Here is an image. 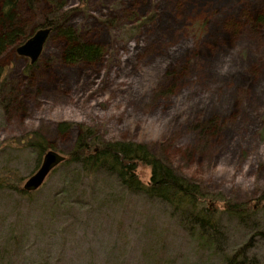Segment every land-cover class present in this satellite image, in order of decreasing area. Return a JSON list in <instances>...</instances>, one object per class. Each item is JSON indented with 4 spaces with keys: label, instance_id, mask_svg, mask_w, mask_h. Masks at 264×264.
Segmentation results:
<instances>
[{
    "label": "rangeland",
    "instance_id": "rangeland-1",
    "mask_svg": "<svg viewBox=\"0 0 264 264\" xmlns=\"http://www.w3.org/2000/svg\"><path fill=\"white\" fill-rule=\"evenodd\" d=\"M17 1L13 31L27 37L58 15L46 0ZM84 3L68 0L58 16L103 48L97 62L68 65L58 34L33 65L15 45L0 53V178L16 172L23 187L37 171L21 144L31 133L66 155L81 126L105 142L144 144L215 199L210 207L255 204L264 192V0ZM62 123L75 126L61 133ZM137 175L149 183L150 168ZM43 184L32 198L0 187V264H226L244 244V263L264 264L257 210L248 225L219 217L221 255L198 247L168 205L113 178L65 167Z\"/></svg>",
    "mask_w": 264,
    "mask_h": 264
},
{
    "label": "trees",
    "instance_id": "trees-1",
    "mask_svg": "<svg viewBox=\"0 0 264 264\" xmlns=\"http://www.w3.org/2000/svg\"><path fill=\"white\" fill-rule=\"evenodd\" d=\"M46 2L56 15H60L65 10L68 0H46ZM82 2L84 3V0ZM19 9L17 0H0V53L14 45L18 47L24 44L30 36L27 37L20 30L13 31ZM58 15L52 20H47L38 29L49 28L52 31L50 37L58 34L67 40L68 46L62 55L63 61L68 65H76L100 60L104 55L103 48L79 40L71 27L63 28L65 18ZM258 20L264 21V16H259ZM3 73V67L0 65V94L3 90ZM262 119L264 123V114ZM73 126L75 125L62 123L58 129L62 133L71 130ZM77 128H80V131L72 151L66 155L61 154L65 157L64 163L56 167L51 174L65 167H77L84 178L110 177L130 195L144 196L150 201L165 203L172 210V214L178 213L181 220H184L190 238L201 249L221 255L225 252L224 248H221L222 252L221 249L218 251L220 247L226 245V232L223 230V223L219 220L220 216L232 218L240 225L243 223L248 225L251 214L256 210L264 214V192L252 205L225 203L220 209L217 206L210 207L208 201L214 202L215 199L206 200L197 184L178 175L175 170L155 157L144 144L131 141L105 142L102 138L96 137L92 129L81 126ZM21 141L23 147L36 154L38 166L41 165L45 153L54 150L39 133H31L28 138ZM141 164L151 171L150 181L147 184L139 180L137 175V166ZM10 175L12 177L7 178L9 180L0 178V187L11 190L20 197L32 198L34 192L26 193L23 190L22 177L13 171ZM254 226L259 225L255 222ZM259 233L264 237V231ZM249 245L244 244L234 251L233 255L225 258V263L246 264L244 260Z\"/></svg>",
    "mask_w": 264,
    "mask_h": 264
},
{
    "label": "water",
    "instance_id": "water-1",
    "mask_svg": "<svg viewBox=\"0 0 264 264\" xmlns=\"http://www.w3.org/2000/svg\"><path fill=\"white\" fill-rule=\"evenodd\" d=\"M50 34L51 30L49 28L36 30L34 35L16 48V54L22 58L29 59V63L33 65L43 54ZM64 159V156L54 150L45 153L40 167L23 183V190L26 193H32L42 188L43 183L50 176L51 172L64 163Z\"/></svg>",
    "mask_w": 264,
    "mask_h": 264
},
{
    "label": "flooded vegetation",
    "instance_id": "flooded-vegetation-1",
    "mask_svg": "<svg viewBox=\"0 0 264 264\" xmlns=\"http://www.w3.org/2000/svg\"><path fill=\"white\" fill-rule=\"evenodd\" d=\"M52 32V31H51ZM46 46V45H45Z\"/></svg>",
    "mask_w": 264,
    "mask_h": 264
}]
</instances>
